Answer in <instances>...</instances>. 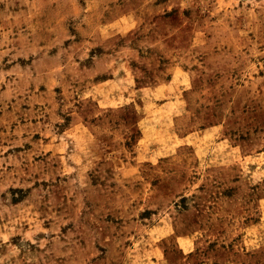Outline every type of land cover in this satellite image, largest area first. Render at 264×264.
<instances>
[{"label":"rangeland","instance_id":"374dc122","mask_svg":"<svg viewBox=\"0 0 264 264\" xmlns=\"http://www.w3.org/2000/svg\"><path fill=\"white\" fill-rule=\"evenodd\" d=\"M0 264H264V0H0Z\"/></svg>","mask_w":264,"mask_h":264}]
</instances>
